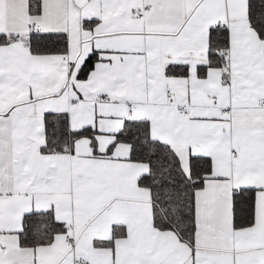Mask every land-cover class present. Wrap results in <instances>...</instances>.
Returning a JSON list of instances; mask_svg holds the SVG:
<instances>
[{"label": "snow or ice", "instance_id": "6c2138e0", "mask_svg": "<svg viewBox=\"0 0 264 264\" xmlns=\"http://www.w3.org/2000/svg\"><path fill=\"white\" fill-rule=\"evenodd\" d=\"M0 264H264V0H0Z\"/></svg>", "mask_w": 264, "mask_h": 264}]
</instances>
